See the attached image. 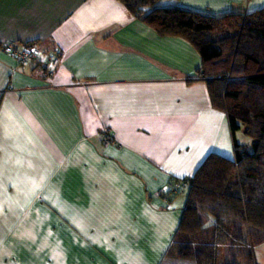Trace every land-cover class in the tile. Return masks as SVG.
I'll return each instance as SVG.
<instances>
[{
	"label": "crops",
	"instance_id": "crops-1",
	"mask_svg": "<svg viewBox=\"0 0 264 264\" xmlns=\"http://www.w3.org/2000/svg\"><path fill=\"white\" fill-rule=\"evenodd\" d=\"M163 1L213 16L264 7ZM8 45L61 65L46 77ZM201 64L118 0H0V264H163L185 209L166 188L211 154L233 158Z\"/></svg>",
	"mask_w": 264,
	"mask_h": 264
},
{
	"label": "trees",
	"instance_id": "trees-1",
	"mask_svg": "<svg viewBox=\"0 0 264 264\" xmlns=\"http://www.w3.org/2000/svg\"><path fill=\"white\" fill-rule=\"evenodd\" d=\"M159 36L192 44L212 106L228 118L233 158L211 154L191 179L179 229L163 264H258L264 244V7L213 16L162 0H118ZM39 57L38 63L46 61ZM43 71V69H42ZM243 132L251 144H242ZM244 141V140H243Z\"/></svg>",
	"mask_w": 264,
	"mask_h": 264
},
{
	"label": "built area",
	"instance_id": "built-area-1",
	"mask_svg": "<svg viewBox=\"0 0 264 264\" xmlns=\"http://www.w3.org/2000/svg\"><path fill=\"white\" fill-rule=\"evenodd\" d=\"M5 52L13 55L20 63L25 64L28 62H38L39 61V51L34 47H26L22 50H18L13 45H8L5 47ZM61 65V59L57 54H50L46 61L41 63V68L43 69V73L46 77H52L55 73V70L59 68ZM103 137L107 144L113 141V137L108 131H103ZM180 189L179 184L174 187L171 186L166 188L165 192H177Z\"/></svg>",
	"mask_w": 264,
	"mask_h": 264
},
{
	"label": "rangeland",
	"instance_id": "rangeland-1",
	"mask_svg": "<svg viewBox=\"0 0 264 264\" xmlns=\"http://www.w3.org/2000/svg\"><path fill=\"white\" fill-rule=\"evenodd\" d=\"M163 2L169 3L170 1L164 0ZM161 5H164V3H160V6ZM166 6H170V5H166ZM238 140L242 144H251V141L246 136H243V132H238ZM187 196H188V189H185L179 195L180 199H179L178 205L180 204V206L182 205L184 207L186 200H187ZM256 258H257L258 264H264V244L256 250Z\"/></svg>",
	"mask_w": 264,
	"mask_h": 264
}]
</instances>
